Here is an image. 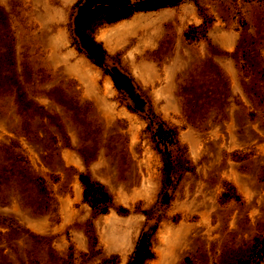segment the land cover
<instances>
[{
	"label": "rangeland",
	"instance_id": "obj_1",
	"mask_svg": "<svg viewBox=\"0 0 264 264\" xmlns=\"http://www.w3.org/2000/svg\"><path fill=\"white\" fill-rule=\"evenodd\" d=\"M125 1L0 0V264H264V0Z\"/></svg>",
	"mask_w": 264,
	"mask_h": 264
},
{
	"label": "trees",
	"instance_id": "obj_2",
	"mask_svg": "<svg viewBox=\"0 0 264 264\" xmlns=\"http://www.w3.org/2000/svg\"><path fill=\"white\" fill-rule=\"evenodd\" d=\"M166 0H149L148 5H158ZM169 1V0H167ZM167 3V2H166ZM139 6L129 2L113 3L103 2L102 4L89 7L85 10L84 19L89 18L101 8H107L111 14L108 22H115L119 19L127 17L135 11L150 10L152 6ZM119 11H123L124 15L121 16ZM92 47L97 48L95 43L88 42ZM115 85L118 87V78L112 75ZM225 77L221 70L210 62L204 63L203 67L199 70L189 72L188 78L184 80L180 88V97L182 99L184 115L187 119H195L197 116L202 115V111L206 107H220L223 104L226 95ZM221 102L220 106L218 105ZM86 195L92 198V207L99 213H106L108 205L111 202L110 196L103 191L101 187L88 186ZM147 247L140 249L138 254V264H141L148 255Z\"/></svg>",
	"mask_w": 264,
	"mask_h": 264
}]
</instances>
